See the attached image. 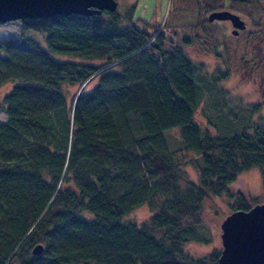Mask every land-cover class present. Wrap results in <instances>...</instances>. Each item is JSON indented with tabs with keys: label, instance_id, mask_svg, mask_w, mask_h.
<instances>
[{
	"label": "trees",
	"instance_id": "obj_1",
	"mask_svg": "<svg viewBox=\"0 0 264 264\" xmlns=\"http://www.w3.org/2000/svg\"><path fill=\"white\" fill-rule=\"evenodd\" d=\"M134 8L25 19L18 37L0 40V87L12 84L0 100V264H217L220 252L185 250L208 241L199 231L204 200L228 195L252 168L264 195L257 110L243 106L248 117L232 136H217L205 118L209 128L198 125L201 87L216 90L225 68L208 71L148 31ZM178 152L193 155L197 184H180ZM143 204L154 210L147 222L124 220ZM255 204L237 194L230 211Z\"/></svg>",
	"mask_w": 264,
	"mask_h": 264
},
{
	"label": "rangeland",
	"instance_id": "obj_2",
	"mask_svg": "<svg viewBox=\"0 0 264 264\" xmlns=\"http://www.w3.org/2000/svg\"><path fill=\"white\" fill-rule=\"evenodd\" d=\"M116 1L118 11H123L134 4V18L148 22V31H161L167 39H173L174 43L182 45L188 56L193 61L202 63L208 71H212L215 65L221 66L218 63L215 64L218 61L216 56H214L216 55V48L220 54L224 55L222 58L234 60L230 71H236L240 65L235 58L238 59V56L247 55L249 48L256 50V41L259 40V35L264 36V0H257L249 5L239 6H231L226 2H215L208 5V11L203 10L204 4L202 5V0ZM209 6H211L210 10ZM220 10H226L238 15L244 22L245 30H238L234 34H239L234 36L231 34L234 29L228 21L214 20L209 22L210 24L201 22L207 19L209 13ZM198 22H201L202 25H196ZM209 31L210 34L208 33ZM19 32V21L0 24V40L16 38L19 36ZM245 40H251L252 44L249 46L247 41L244 42ZM220 45H222L221 49ZM59 60L78 61L68 57L60 58ZM221 68L224 67L221 66ZM254 76L256 79L252 80ZM258 76L259 74H224L226 79L220 81L218 85L217 82V87L214 91L210 89L202 90L205 86L203 85L201 91L204 93V103L197 107V109L201 108V110L195 113V122L202 128H209L206 125L207 121H205L207 119L214 134L217 136H232L241 131L242 125L239 124V121H244V118L248 117V113L243 109V106H246L257 110V115L260 118L259 122L264 124V96L261 91L264 83L260 82ZM11 85V83H8L0 87V100L10 89ZM90 85H93V83L91 82L86 88H91ZM221 89L225 90L227 95H222L219 91ZM215 101L218 103L214 104ZM6 119V115L0 111V123ZM175 135H177L176 130L171 131L166 136L170 147L176 139ZM178 155L183 156L180 170L185 173L180 178V184L185 185L186 181L197 184L198 172L191 161L193 155L185 152H178ZM228 191V195L209 196L202 203L199 231L208 241L204 244L196 242L186 244L185 250L189 256L201 258L209 256L213 251L220 252V224L231 213L230 208L234 205L237 194H240L247 202L251 200H255L257 203L264 202L259 169L252 168L239 174L236 180L228 187ZM154 203L159 205L160 200H156ZM153 212L154 210L152 211L147 205L143 204L133 209L124 220L142 225L148 221Z\"/></svg>",
	"mask_w": 264,
	"mask_h": 264
},
{
	"label": "water",
	"instance_id": "obj_3",
	"mask_svg": "<svg viewBox=\"0 0 264 264\" xmlns=\"http://www.w3.org/2000/svg\"><path fill=\"white\" fill-rule=\"evenodd\" d=\"M116 9L115 0H0V24L52 16L99 15ZM214 20L228 21L233 33L245 27L238 15L226 10L209 13L207 21ZM220 231L217 264H264V203L231 212L222 220ZM41 250L42 246L37 245L32 254L38 255Z\"/></svg>",
	"mask_w": 264,
	"mask_h": 264
},
{
	"label": "flooded vegetation",
	"instance_id": "obj_4",
	"mask_svg": "<svg viewBox=\"0 0 264 264\" xmlns=\"http://www.w3.org/2000/svg\"><path fill=\"white\" fill-rule=\"evenodd\" d=\"M243 29L242 31H244ZM232 35L237 36L238 34ZM259 40L256 41V50L253 48H249V53L247 55L238 56V59L235 58L237 63L239 62V67L236 71H230L232 63L234 60H228L226 58H221L219 61H216L215 64L221 63L225 68V74H259L258 78H260V82L264 83V36L259 35ZM245 40L244 42H246ZM249 46L252 44V41H247ZM222 46V45H220ZM221 57L224 55L219 54ZM218 55V56H219ZM216 66V65H215ZM256 79L254 76L252 80ZM262 94L264 96V86L262 85Z\"/></svg>",
	"mask_w": 264,
	"mask_h": 264
}]
</instances>
